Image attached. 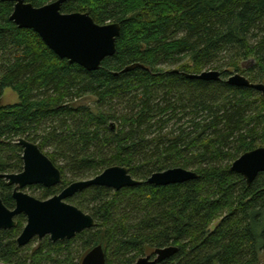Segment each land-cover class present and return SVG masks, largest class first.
I'll return each instance as SVG.
<instances>
[{
    "label": "trees",
    "instance_id": "1",
    "mask_svg": "<svg viewBox=\"0 0 264 264\" xmlns=\"http://www.w3.org/2000/svg\"><path fill=\"white\" fill-rule=\"evenodd\" d=\"M25 1L39 8L57 0ZM14 6L0 0V100L6 89L19 96L0 104V175L23 171L18 142L26 139L62 173L61 185L38 186L42 201L113 166L141 183L119 192L94 186L71 198L96 227L70 241L46 237L32 252L36 240L17 244L27 223L18 216L15 228L0 232V264H81L99 245L107 264H133L172 246L178 252L159 264H264V173L248 185L231 171L264 147V96L227 82L234 70L264 84V0H68L64 14L121 26L115 55L93 72L18 28ZM135 64L142 67L124 71ZM209 70L221 80L187 78ZM174 168L197 179L146 183ZM12 193L0 178L10 209Z\"/></svg>",
    "mask_w": 264,
    "mask_h": 264
},
{
    "label": "water",
    "instance_id": "2",
    "mask_svg": "<svg viewBox=\"0 0 264 264\" xmlns=\"http://www.w3.org/2000/svg\"><path fill=\"white\" fill-rule=\"evenodd\" d=\"M15 6L10 20L20 29L36 32L46 46L60 59L76 64L89 72L97 71L103 61L115 55L117 39L121 34L118 23L97 24L88 13H62V7L68 0H57L42 7H34L25 0H14ZM254 63L253 60L248 62ZM246 62L243 68H248ZM139 64L127 67L131 71ZM176 73L178 71H175ZM189 79L207 82L221 80V73L216 70L204 71L201 74H187ZM228 84L236 87L254 89L264 96V84L252 83L244 75H231ZM1 104V101H0ZM18 145L23 149V171L19 174H2L0 178L13 187L15 206L10 209L0 198V232L16 227V218L25 216L27 223L17 239L23 248L34 240L49 237L53 243L70 241L78 234L96 227L95 219L88 213L68 202L71 198L91 187H106L119 192L125 188L140 185L128 169L113 166L98 176L79 180L64 188L61 193L47 200H39L25 193L32 186L54 188L62 183V173L40 147L26 139H20ZM231 171L241 175L251 185L259 174L264 173V147L250 151L237 159ZM197 179L194 171L184 168L168 169L152 174L147 184L169 186L182 184ZM178 252L176 247L156 249L153 256L138 259L133 264H159ZM81 264H107L104 248L99 245L90 250Z\"/></svg>",
    "mask_w": 264,
    "mask_h": 264
},
{
    "label": "rangeland",
    "instance_id": "3",
    "mask_svg": "<svg viewBox=\"0 0 264 264\" xmlns=\"http://www.w3.org/2000/svg\"><path fill=\"white\" fill-rule=\"evenodd\" d=\"M248 62L249 61L246 62L247 63L246 66H249ZM231 73L232 74H236L237 72L232 70ZM0 101H1V105L2 106H12V105H15V104L19 103V96L13 90L6 89L5 92H4V95H3V97L1 98ZM87 104L93 110H95V107H94L95 101L94 100H89ZM77 181H79V180H77ZM24 191H25V193L29 194L30 196L35 197L36 199L39 198V195L42 192V190L38 186L28 187ZM41 243L42 242H40L38 239H36V242L31 244V252L36 250V248H38Z\"/></svg>",
    "mask_w": 264,
    "mask_h": 264
},
{
    "label": "flooded vegetation",
    "instance_id": "4",
    "mask_svg": "<svg viewBox=\"0 0 264 264\" xmlns=\"http://www.w3.org/2000/svg\"><path fill=\"white\" fill-rule=\"evenodd\" d=\"M61 193V192H60ZM43 240V239H42ZM42 240H39V241H42Z\"/></svg>",
    "mask_w": 264,
    "mask_h": 264
}]
</instances>
